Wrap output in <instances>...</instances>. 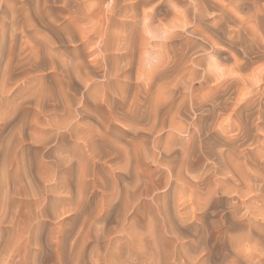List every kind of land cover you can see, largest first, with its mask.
<instances>
[{
  "label": "rangeland",
  "instance_id": "obj_1",
  "mask_svg": "<svg viewBox=\"0 0 264 264\" xmlns=\"http://www.w3.org/2000/svg\"><path fill=\"white\" fill-rule=\"evenodd\" d=\"M181 6L0 0V264H264V125L236 139L146 69L160 39L143 13L163 32Z\"/></svg>",
  "mask_w": 264,
  "mask_h": 264
},
{
  "label": "bare ground",
  "instance_id": "obj_2",
  "mask_svg": "<svg viewBox=\"0 0 264 264\" xmlns=\"http://www.w3.org/2000/svg\"><path fill=\"white\" fill-rule=\"evenodd\" d=\"M245 11L248 16H240ZM174 15L171 26L164 27L163 32L160 31L161 26L157 24L161 22L157 10L151 13L146 11L142 16L145 21L149 19L148 24L142 19V22L144 21L142 27L149 29L151 38L160 39L159 44L156 42L158 45L155 46L156 49L149 52L153 57L148 56L150 62L146 61L150 64H147V68L142 65L147 62L144 59L145 62L140 60L141 70L146 68L150 73L147 74L151 75V82L156 88L158 98H162L161 92L164 89L175 88L177 91L176 88H182L191 95L192 108L206 111L208 116L227 114L228 119L233 121L232 128L238 132L236 139L242 137L249 139L250 136L255 140L261 139L262 136L254 135L253 132L260 130L264 125V91H261L258 98L256 95L248 98L245 92L249 87H253L255 81L264 83V69H259L255 75L252 72L254 80L251 77L245 80L246 75L243 74L254 59L264 55V0H182V6L176 9ZM175 39H179V42L174 44ZM141 44H144V41ZM146 53L141 52V55ZM143 57L141 56V59ZM227 62H232V65H225ZM169 94L170 91L166 93L167 96ZM186 97L184 98L187 99ZM224 122L226 121L222 119L219 126H223ZM2 218L0 220L3 223ZM16 222L19 227L18 239L23 240L26 228L20 226V222L19 224ZM22 240H17V243ZM14 241L11 242L13 249L10 248V258L20 250L19 243ZM191 257L187 260L180 257L183 261L179 260L182 264H194V261L195 264L199 263L196 259L191 261ZM253 258L244 256L248 264L255 263ZM116 261L115 264H135L131 257ZM155 261L151 264H159Z\"/></svg>",
  "mask_w": 264,
  "mask_h": 264
}]
</instances>
